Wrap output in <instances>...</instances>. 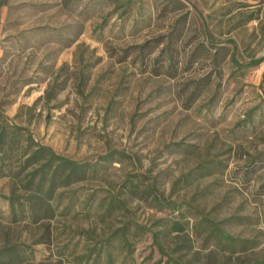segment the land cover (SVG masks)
<instances>
[{"label": "rangeland", "instance_id": "1", "mask_svg": "<svg viewBox=\"0 0 264 264\" xmlns=\"http://www.w3.org/2000/svg\"><path fill=\"white\" fill-rule=\"evenodd\" d=\"M233 53L243 64L264 56V0H131L128 9L110 0H0V113L98 168L37 220L27 204L15 214L5 196L24 190L0 176V249L12 247L2 264H94L81 254L126 219L139 226L131 224L130 252L115 243L114 264H171L168 255L264 262V60L238 68ZM202 161L217 168L198 174ZM129 175L180 202L182 216L127 193L128 209L101 216L100 201ZM201 216L249 240L247 249L205 241L191 226ZM175 219L183 231L170 228Z\"/></svg>", "mask_w": 264, "mask_h": 264}, {"label": "trees", "instance_id": "2", "mask_svg": "<svg viewBox=\"0 0 264 264\" xmlns=\"http://www.w3.org/2000/svg\"><path fill=\"white\" fill-rule=\"evenodd\" d=\"M115 7L128 9L131 0H110ZM144 46V43L138 47ZM164 48V47H163ZM168 49L169 58H171L170 45L165 46ZM264 56L252 58L247 63H240L232 55V62L238 68L254 65L262 62ZM264 77V70L262 72ZM106 156V155H105ZM217 168L213 161H202L196 166L199 170L198 174H209ZM98 171L97 165L94 162L72 159L57 153L52 147L36 141L27 128L14 123H7L4 116L0 113V176L10 175L16 178L20 183L24 193L11 191L9 196H5L11 208L16 213L24 214L27 204L29 216L32 219H41L51 217L54 213L53 200L56 197H63L64 190L71 185L88 179L92 174ZM136 175L127 176L119 185V188L110 194V197L100 201L99 207L102 210L101 216L111 215L117 208L128 209L127 199L120 196L121 193L129 195L141 196L144 200H149L151 205L156 208H169L172 212L176 211L178 216H182L180 212L181 203L165 197L162 193H158L153 185H147L140 188L138 182H134L133 178ZM188 182V177L184 179ZM25 197V202L22 198ZM17 203V209H16ZM27 217V216H26ZM184 219H175L171 221L170 228L174 231H183L185 229ZM132 219H126L120 227L112 230L103 238L91 237L94 242L89 244L81 254V260L91 261L98 264L99 260L104 257L105 264L115 263V243L124 250L125 254L132 250V241L130 234ZM137 227V223H134ZM187 224V222H186ZM139 226V225H138ZM192 228L197 234L205 232L203 239L212 241L215 246L222 247L224 250L234 253L235 251H244L250 243L247 239H237L226 232L221 226V221H216L205 216H201L192 223ZM131 232V233H130ZM154 243L157 245L160 253L166 254L163 251V245L160 242L157 232L153 233ZM12 247H4L0 249V264L3 263L4 257L11 254ZM168 262L171 264H188L180 261L178 258L168 255ZM259 264H264L263 261H258ZM37 264H47L39 262ZM53 264V263H48Z\"/></svg>", "mask_w": 264, "mask_h": 264}]
</instances>
